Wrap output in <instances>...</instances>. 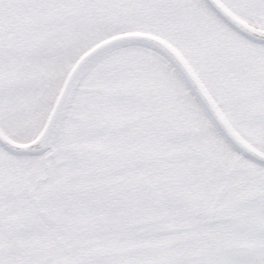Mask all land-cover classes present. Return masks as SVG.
<instances>
[{
	"label": "snow or ice",
	"instance_id": "1",
	"mask_svg": "<svg viewBox=\"0 0 264 264\" xmlns=\"http://www.w3.org/2000/svg\"><path fill=\"white\" fill-rule=\"evenodd\" d=\"M0 264H264V0H0Z\"/></svg>",
	"mask_w": 264,
	"mask_h": 264
}]
</instances>
